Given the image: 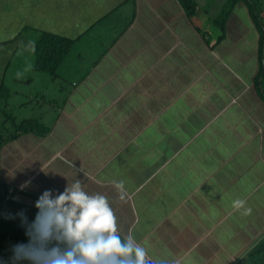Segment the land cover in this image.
<instances>
[{
  "label": "crops",
  "instance_id": "1",
  "mask_svg": "<svg viewBox=\"0 0 264 264\" xmlns=\"http://www.w3.org/2000/svg\"><path fill=\"white\" fill-rule=\"evenodd\" d=\"M186 1L0 0V88L18 53L11 83L22 91L0 106L35 125L2 149L1 179L19 189L30 181L22 191L38 197L81 180L163 264H255L264 252V25L241 1L226 10L229 0H191V15ZM42 33L74 40L53 75L35 69ZM124 130L170 133L158 159L102 167ZM101 170L107 182L94 180ZM21 200L35 215L36 198Z\"/></svg>",
  "mask_w": 264,
  "mask_h": 264
},
{
  "label": "clouds",
  "instance_id": "2",
  "mask_svg": "<svg viewBox=\"0 0 264 264\" xmlns=\"http://www.w3.org/2000/svg\"><path fill=\"white\" fill-rule=\"evenodd\" d=\"M250 15L253 18L251 12ZM256 19L262 27L264 18L258 13ZM262 38L264 50V34ZM1 177L0 189L4 190ZM29 184L26 181L10 195L20 194ZM116 187L122 189V182L116 183ZM3 200L0 197V217H5L6 226L0 228V235L15 236L19 229L16 224L23 230L11 246L10 255H0V264H163L152 259L136 241L133 227L128 234L118 230L108 197L89 194L79 179L67 183L59 194L45 190L35 201L36 213L31 214V221L20 212L21 201L6 207ZM235 204L242 207L244 201L237 200ZM0 248L6 247L0 243Z\"/></svg>",
  "mask_w": 264,
  "mask_h": 264
},
{
  "label": "trees",
  "instance_id": "3",
  "mask_svg": "<svg viewBox=\"0 0 264 264\" xmlns=\"http://www.w3.org/2000/svg\"><path fill=\"white\" fill-rule=\"evenodd\" d=\"M185 1V0H184ZM231 5L241 1L244 2L248 8H250V12L253 16V18L256 20L258 17V13L263 10V5L261 3V0H229ZM188 6L187 8L190 9L189 15L194 13V5L191 0L186 1ZM221 16H224V12L221 14ZM74 43V40L68 39L66 37L53 35L50 33H42L40 37L36 41V48H35V56H36V63H35V69L41 72L48 73L50 75H53L57 69V66L60 64L64 56L68 53L69 49L71 48L72 44ZM263 50V45H262ZM4 89V86L0 88V99L3 98L2 91ZM1 103V102H0ZM5 109L3 106H0V152L3 148V146L7 145L9 142L16 141L20 136L24 135L27 132L32 131L35 128V125L33 122L30 121H24L20 124H17L14 122V120L11 117H4ZM1 164V163H0ZM1 168V167H0ZM0 176H1V170H0ZM4 185V190L0 189V197L9 196L13 191L16 190V187H18L21 183L20 181L11 180V181H3L2 183ZM30 193L21 191L20 194H17V201H22L21 197L25 201L31 200L32 198H38V196L32 194V191H28ZM26 207L19 206L20 212L24 211L25 215L28 217L29 221H31L34 216L30 215L29 210H32L30 208L29 202H24ZM29 210H28V209ZM29 212V213H28ZM1 213V212H0ZM32 214V213H31ZM5 225V217H0V228ZM19 229L16 231L15 236L5 237L0 235V243L5 245V250L0 248V255L2 256H9L10 255V248L14 244V242L20 238V232L23 230L21 226L16 224ZM6 226V225H5ZM251 261L255 264H264V252L260 255H252Z\"/></svg>",
  "mask_w": 264,
  "mask_h": 264
},
{
  "label": "rangeland",
  "instance_id": "4",
  "mask_svg": "<svg viewBox=\"0 0 264 264\" xmlns=\"http://www.w3.org/2000/svg\"><path fill=\"white\" fill-rule=\"evenodd\" d=\"M224 6L226 5V10H228L229 8H231V3H229V1L224 2ZM248 11L250 8H248ZM226 10L223 9L224 11V15H226ZM263 11H261L262 13ZM261 13L259 12V15H261ZM263 17V16H262ZM264 18V17H263ZM253 19V18H252ZM263 20V19H262ZM253 22H255L256 24L258 23V19H253ZM264 22V20L262 21ZM19 58L18 53L16 54L14 60L11 62L12 64H10L7 75H6V79H5V83H4V89L2 91V96H3V100L6 99V94L9 92L10 94L12 92H14L16 90L17 94L14 96H18L19 99H21V97L19 96L21 94L22 91H20V84H16L15 82H12V72H14L17 69V65H16V59ZM26 63L24 65H20L18 70H22L25 69ZM14 67V69H13ZM6 87L8 88L6 91ZM17 88V89H16ZM2 99H0L2 102H4ZM27 109V108H26ZM27 110L24 111V113H26ZM28 115V114H27ZM128 130H124L122 132H125L124 135L122 136V139L120 142H116V143H112V142H108V148L107 145L105 146V148L107 150H109V157L108 159H106L104 162H102V167H104L107 163L108 165L113 161L115 164H117L115 162V160H124L121 165L119 166H125V167H130L131 166V161L134 159H143L144 157H146V159L149 158V160H153V159H158L159 156L156 155V151H157V146L160 145V142L162 140H164L168 134L170 133V131H166V133H163L162 135H159V132H155V130H134V132H132V135H129V133L127 132ZM160 131V130H158ZM139 137V138H137ZM137 138V139H136ZM136 139V140H133ZM132 141V142H131ZM134 141V142H133ZM114 144V145H113ZM113 145V146H112ZM104 146V145H103ZM95 147H101L100 145H94L92 147L89 148V150H93ZM154 148H156V150H154ZM8 150V149H6ZM96 152V151H94ZM103 152V151H98ZM199 161V159L197 160ZM170 161L165 164V167H167L169 165ZM118 165V164H117ZM28 169L31 170L33 168V164L32 163H27ZM103 170H101L99 173H94V175H97V177L94 180H98L100 182H107V181H103L102 179H99V174L102 172ZM31 185L29 184V187ZM61 191V190H60ZM54 194H57L56 192ZM4 201L6 202V207H9L10 205H12V203H14L15 201H17V197L15 195H10V196H6ZM172 238V236H171ZM169 244L171 246H173V243L170 241Z\"/></svg>",
  "mask_w": 264,
  "mask_h": 264
}]
</instances>
